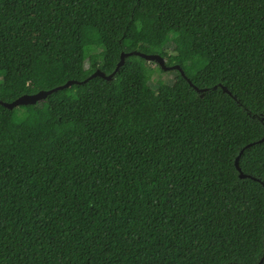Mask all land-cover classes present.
<instances>
[{"label": "trees", "instance_id": "1", "mask_svg": "<svg viewBox=\"0 0 264 264\" xmlns=\"http://www.w3.org/2000/svg\"><path fill=\"white\" fill-rule=\"evenodd\" d=\"M68 81L0 104V264H264V0H0V101Z\"/></svg>", "mask_w": 264, "mask_h": 264}, {"label": "water", "instance_id": "2", "mask_svg": "<svg viewBox=\"0 0 264 264\" xmlns=\"http://www.w3.org/2000/svg\"><path fill=\"white\" fill-rule=\"evenodd\" d=\"M138 55L140 57H142L143 59H145L147 62L150 61H155L158 66L163 70V71H178L183 75L182 69L178 66V65H174V66H166L165 65V60L163 58H161L158 55H146V54H142L139 52H131V53H123L120 56V61L117 64L115 70L108 76H105L103 72H101L100 70H96L93 74H91V76H89L88 79H91L93 77H101V78H105L107 81H109L112 76L114 75V73L120 68V66L123 65L124 63V58L128 55ZM87 80H84L83 82H86ZM83 82H78V81H68L66 82L64 85L62 86H58L55 87L51 90H47V91H37L34 94H30V95H23L20 96L19 98H17L16 100L10 102V103H4L2 101H0V104L2 106H4L5 108L12 110L14 108H18L20 106H25V105H34L38 102H42L46 99V97L51 94L52 92L61 90V89H65V88H69L72 84H80ZM189 85H191L190 81H188ZM197 91H201L203 92L204 90H198L197 88H195ZM225 90V89H224ZM236 166L238 168V164H237V160H236ZM239 169V168H238ZM240 178H243L244 176L242 174L239 175Z\"/></svg>", "mask_w": 264, "mask_h": 264}, {"label": "rangeland", "instance_id": "3", "mask_svg": "<svg viewBox=\"0 0 264 264\" xmlns=\"http://www.w3.org/2000/svg\"><path fill=\"white\" fill-rule=\"evenodd\" d=\"M90 37H93V31H88ZM149 71L146 79L147 91L145 94V103L151 102L154 93H160L167 97L173 104H177L184 87L176 81V73L174 71H159L158 64L155 61L148 62Z\"/></svg>", "mask_w": 264, "mask_h": 264}]
</instances>
